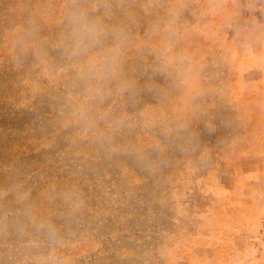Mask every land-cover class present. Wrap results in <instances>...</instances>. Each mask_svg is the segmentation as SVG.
Returning <instances> with one entry per match:
<instances>
[{"label": "rangeland", "instance_id": "rangeland-1", "mask_svg": "<svg viewBox=\"0 0 264 264\" xmlns=\"http://www.w3.org/2000/svg\"><path fill=\"white\" fill-rule=\"evenodd\" d=\"M98 3L126 37L103 98L65 48ZM252 168L264 0H0V264H264L239 255Z\"/></svg>", "mask_w": 264, "mask_h": 264}, {"label": "clouds", "instance_id": "clouds-1", "mask_svg": "<svg viewBox=\"0 0 264 264\" xmlns=\"http://www.w3.org/2000/svg\"><path fill=\"white\" fill-rule=\"evenodd\" d=\"M108 14V5L98 3L82 4L68 15L66 52L75 61L79 79L96 98H103L106 85L117 77L126 38L122 29L105 23ZM109 37L112 44L106 46Z\"/></svg>", "mask_w": 264, "mask_h": 264}, {"label": "crops", "instance_id": "crops-1", "mask_svg": "<svg viewBox=\"0 0 264 264\" xmlns=\"http://www.w3.org/2000/svg\"><path fill=\"white\" fill-rule=\"evenodd\" d=\"M257 159H259L258 156L251 160L255 162ZM235 182L239 183L240 255V248H254L259 246V242L264 245V176L256 175L254 168H252L241 171ZM247 204L252 207V212L250 208H247ZM253 212L257 216V221L252 216H249L251 220L247 219L248 214L251 215ZM259 222H263V224Z\"/></svg>", "mask_w": 264, "mask_h": 264}]
</instances>
